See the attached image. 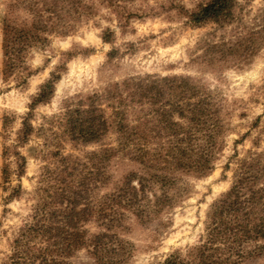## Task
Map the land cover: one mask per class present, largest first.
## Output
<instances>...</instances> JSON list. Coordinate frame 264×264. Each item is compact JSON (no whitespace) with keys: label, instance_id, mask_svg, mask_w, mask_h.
I'll return each mask as SVG.
<instances>
[{"label":"trees","instance_id":"obj_1","mask_svg":"<svg viewBox=\"0 0 264 264\" xmlns=\"http://www.w3.org/2000/svg\"><path fill=\"white\" fill-rule=\"evenodd\" d=\"M120 1L98 3L115 8ZM94 3L6 0L1 21L2 79L24 73L29 76L30 51L44 46L49 36L75 33L83 17L97 12ZM240 9L239 0H207L186 12L185 18L195 27L207 23L240 26ZM247 29L245 37L234 43L236 47L209 45L208 52L219 56L210 61L246 64L247 54L253 55L264 46V16L260 25ZM111 36L104 33L103 42H111ZM113 55L112 50L108 59ZM60 69L62 66L40 86L22 119L15 144L2 149L4 186L11 183L12 176L21 177L25 172V158L18 148L29 142L34 131L32 111L53 97ZM227 115L219 96L190 76L131 77L108 84L100 93L81 96L58 118L60 136L72 148L92 144L99 148L88 153L86 161L60 154L58 149L50 153L51 158H58L59 167L38 189H43L39 201L31 222L14 241L16 253L11 260L18 264H66L75 252L87 249L96 264H126L132 246L120 233L127 229V217L132 216L142 226L169 224L163 218L189 195L188 181L205 178L213 171L224 149ZM109 134L116 136L115 145L101 143ZM118 157L132 169L112 181L110 163ZM102 187L111 189L98 196ZM19 191L20 187H13L7 199ZM89 223L95 224L98 232L90 234L85 228ZM23 243L34 244L29 254ZM263 253L264 162L252 155L240 165L230 189L210 206L199 243L185 256L170 255L162 264H242Z\"/></svg>","mask_w":264,"mask_h":264},{"label":"rangeland","instance_id":"obj_2","mask_svg":"<svg viewBox=\"0 0 264 264\" xmlns=\"http://www.w3.org/2000/svg\"><path fill=\"white\" fill-rule=\"evenodd\" d=\"M94 1L97 12L83 17L75 33L49 36L44 46L30 51L29 76L24 73L4 81L1 21L6 0H0V264H18L16 259L11 260L16 253L14 241L31 222L43 190L38 189L59 167L58 158H51L50 153L58 149L60 154L86 161V155L99 148L98 144L72 148L60 136L58 118L81 96L100 93L112 82L131 77L190 76L214 91L228 111L224 149L213 171L205 178L188 181L189 195L163 218L169 224L142 226L132 216L127 217V229L120 233L132 246V256L126 264H162L170 255L185 256L199 243L210 206L230 189L242 162L252 155L260 156L264 162V46L253 55L247 54L246 64L237 66L211 62L212 56H219L208 52L211 44L238 46L234 43L245 37L247 28L262 23L264 0H239L243 23L226 27L213 23L195 27L188 23L186 12L207 0H122L115 8ZM104 33L112 34L111 42H103ZM112 50L114 55L108 59ZM58 66L62 69L53 97L32 111L34 131L29 142L18 148L25 158V172L21 177L12 176L11 183L4 186L2 149L15 144L33 98ZM101 143L115 145L116 136L109 134ZM130 169L131 165L120 157L112 160V181ZM13 187H20V191L7 199ZM111 187L100 188L98 196ZM85 228L90 234L98 232L93 223ZM23 244L29 254L34 244ZM66 264L96 263L87 249H81L67 258ZM242 264H264V253Z\"/></svg>","mask_w":264,"mask_h":264}]
</instances>
